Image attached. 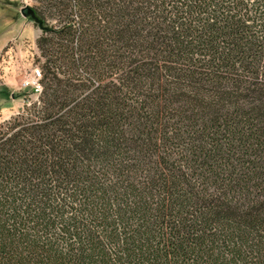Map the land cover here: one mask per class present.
I'll list each match as a JSON object with an SVG mask.
<instances>
[{"label":"trees","instance_id":"16d2710c","mask_svg":"<svg viewBox=\"0 0 264 264\" xmlns=\"http://www.w3.org/2000/svg\"><path fill=\"white\" fill-rule=\"evenodd\" d=\"M32 1L0 264H264V0Z\"/></svg>","mask_w":264,"mask_h":264},{"label":"rangeland","instance_id":"374dc122","mask_svg":"<svg viewBox=\"0 0 264 264\" xmlns=\"http://www.w3.org/2000/svg\"><path fill=\"white\" fill-rule=\"evenodd\" d=\"M32 0H0V119L22 111L34 97L22 84L37 66L36 36L41 30L21 15Z\"/></svg>","mask_w":264,"mask_h":264},{"label":"built area","instance_id":"2783aa9c","mask_svg":"<svg viewBox=\"0 0 264 264\" xmlns=\"http://www.w3.org/2000/svg\"><path fill=\"white\" fill-rule=\"evenodd\" d=\"M41 77V70L36 66L31 74L24 80L22 84L23 88L31 92L32 96L39 95L42 91V85L40 83Z\"/></svg>","mask_w":264,"mask_h":264},{"label":"water","instance_id":"95a60500","mask_svg":"<svg viewBox=\"0 0 264 264\" xmlns=\"http://www.w3.org/2000/svg\"><path fill=\"white\" fill-rule=\"evenodd\" d=\"M21 15L32 21L33 23H38L39 24V29L42 31L44 28L42 26L41 21L37 18L33 8L31 6H25L21 9Z\"/></svg>","mask_w":264,"mask_h":264},{"label":"crops","instance_id":"0c3cea01","mask_svg":"<svg viewBox=\"0 0 264 264\" xmlns=\"http://www.w3.org/2000/svg\"><path fill=\"white\" fill-rule=\"evenodd\" d=\"M36 38H37V36H36ZM0 121H1V119H0Z\"/></svg>","mask_w":264,"mask_h":264}]
</instances>
